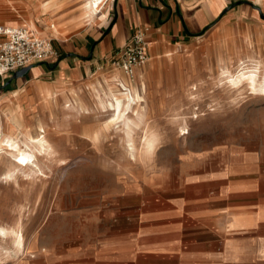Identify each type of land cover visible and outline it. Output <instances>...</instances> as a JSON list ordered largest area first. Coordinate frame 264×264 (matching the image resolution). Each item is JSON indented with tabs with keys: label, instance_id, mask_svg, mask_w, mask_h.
Segmentation results:
<instances>
[{
	"label": "rangeland",
	"instance_id": "rangeland-1",
	"mask_svg": "<svg viewBox=\"0 0 264 264\" xmlns=\"http://www.w3.org/2000/svg\"><path fill=\"white\" fill-rule=\"evenodd\" d=\"M89 5L0 0V23L29 26L52 42L46 32L94 18L86 14ZM224 12L225 22L192 49L149 58L138 65L139 75L128 76L110 60L62 105L36 112L44 131L31 133L47 138L49 154L26 136L18 141L42 174L16 163L22 169L6 178L23 176L24 201L35 196L30 183L37 184L39 213L52 216L48 238L56 248L116 229L120 237L130 232V264L179 263L193 241L211 244L216 264L238 259L233 251L245 244L246 264H264V247L257 256L249 248L252 235L264 245V0H231ZM121 81L133 100L115 119L107 100ZM257 207L263 221L238 229Z\"/></svg>",
	"mask_w": 264,
	"mask_h": 264
},
{
	"label": "crops",
	"instance_id": "crops-1",
	"mask_svg": "<svg viewBox=\"0 0 264 264\" xmlns=\"http://www.w3.org/2000/svg\"><path fill=\"white\" fill-rule=\"evenodd\" d=\"M230 3L231 0H107L102 6L104 16L94 17L68 31L61 27L60 35L52 33L51 29L50 32L45 31L53 38V56L29 64L27 70L19 75H14L15 71L0 74V140L12 138L19 144L18 139L26 136L28 142L43 144L45 148L42 154H49L44 146L47 138L42 133L37 136L31 133L33 128L37 130L39 126L41 131H44L36 112L53 110L56 104L62 105L71 94L82 86L85 87L87 83L83 80L91 74H99V69L107 67L108 62L118 55L119 49L136 29L147 27L145 39L148 44V59L171 54L178 49H192L199 38L213 33L215 28L225 22L224 10ZM14 21L9 20V23ZM210 23L212 24L204 30ZM140 71L141 67L136 66L134 72L139 75ZM90 83L92 89L97 88L98 84L93 81ZM121 86V89L115 91L107 100V105L111 101L114 104L115 98L121 100L119 115L124 101L133 100L130 86L123 81ZM109 89H112L111 86ZM66 105L69 106V103H65ZM108 107L111 109L110 105ZM69 108L80 113L85 110L82 106L76 108L75 105ZM119 115L115 116V119H118ZM47 142L49 143L48 140ZM2 153L0 226L7 231L19 229L23 236V248L17 252L10 241L12 236L6 238L0 233V264H130V257L134 255V248L130 249V232L122 237L116 229L97 232L86 239H69L63 247L56 248L48 238L53 232L52 226L49 225V218L52 216L49 212L41 216L39 213L37 184L30 183V187L35 185V196L24 201L21 194L23 176L6 178L10 169L22 168L14 164L11 157ZM39 156L41 155H37L38 161ZM41 169L44 172L43 168ZM35 170L42 174L38 166ZM236 209L242 214L246 213L248 207L239 205ZM262 217V209L257 207L248 220L246 215L240 218L238 229H243L241 225L247 222L259 224L263 221ZM254 228L257 230L259 227ZM24 232L27 234L25 238H29L27 243L24 241ZM180 232L181 237L185 238L183 230ZM251 237L249 248L253 255H260L264 247L262 236L257 234ZM210 245L208 242H191L186 250L181 252V261L173 264H216V254ZM233 254L239 258L227 259L220 264H246V244L236 248Z\"/></svg>",
	"mask_w": 264,
	"mask_h": 264
},
{
	"label": "built area",
	"instance_id": "built-area-1",
	"mask_svg": "<svg viewBox=\"0 0 264 264\" xmlns=\"http://www.w3.org/2000/svg\"><path fill=\"white\" fill-rule=\"evenodd\" d=\"M146 29H136L119 49L118 55L111 59L112 64L120 66L128 76L134 73L136 66L148 59ZM54 54L51 38L40 36L31 27L0 25V74L47 60Z\"/></svg>",
	"mask_w": 264,
	"mask_h": 264
},
{
	"label": "bare ground",
	"instance_id": "bare-ground-1",
	"mask_svg": "<svg viewBox=\"0 0 264 264\" xmlns=\"http://www.w3.org/2000/svg\"><path fill=\"white\" fill-rule=\"evenodd\" d=\"M106 1L107 0H87V2L90 4L89 10L86 13L88 14V17L104 16L102 6L104 5ZM53 31H54L53 32L54 34H58V35L62 34V32L57 31L56 28H54ZM111 102H109L108 105L113 106L115 108V111L116 110L118 111L117 112V116H118L121 111L122 102L120 99H117V98L114 99V104L113 102L112 103ZM99 104L102 107H104V105L101 102H99ZM180 131L181 133H185V128H180ZM4 146L7 147V149L9 150L7 153L10 155L13 163H18V164L23 163L25 165H28L30 168L36 169L37 166L33 159V155L26 152L25 149L19 146V144L15 141V139H12V138L1 139L0 140V153L4 152ZM47 149L49 148L47 147ZM0 233L4 237H7L8 235L7 230L1 226H0ZM12 246L17 252L21 251L23 248V236L21 235L19 230L13 231Z\"/></svg>",
	"mask_w": 264,
	"mask_h": 264
},
{
	"label": "water",
	"instance_id": "water-1",
	"mask_svg": "<svg viewBox=\"0 0 264 264\" xmlns=\"http://www.w3.org/2000/svg\"><path fill=\"white\" fill-rule=\"evenodd\" d=\"M28 67H29V65H27V66H23V67H21V68L15 70L14 75H19V74L25 72V71L27 70Z\"/></svg>",
	"mask_w": 264,
	"mask_h": 264
},
{
	"label": "trees",
	"instance_id": "trees-1",
	"mask_svg": "<svg viewBox=\"0 0 264 264\" xmlns=\"http://www.w3.org/2000/svg\"><path fill=\"white\" fill-rule=\"evenodd\" d=\"M239 1H241V0H239ZM211 24H212V23L206 25V26L204 27V30L207 29Z\"/></svg>",
	"mask_w": 264,
	"mask_h": 264
}]
</instances>
